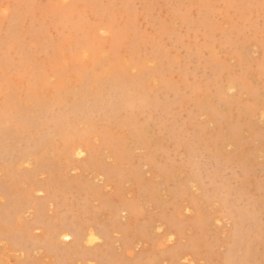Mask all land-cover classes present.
<instances>
[{"label": "rangeland", "instance_id": "rangeland-1", "mask_svg": "<svg viewBox=\"0 0 264 264\" xmlns=\"http://www.w3.org/2000/svg\"><path fill=\"white\" fill-rule=\"evenodd\" d=\"M15 3L17 0H10ZM85 2V0H78ZM99 3H132L144 5L140 9L143 26L132 28L136 35L140 29L158 30L157 25L167 22V29L162 34L170 47L175 48L181 57L180 63L170 61L161 55L159 73L151 81H145L139 74L131 72L120 74L106 84L111 93L102 96L85 97L76 87L70 90H52L46 96H34L29 104L26 93L18 95L17 101L26 108L17 114L25 121L27 127L19 133L5 135L2 129L3 116L0 115V195H6L8 205L0 204V236L5 232L4 220L9 209L22 207L25 192L32 187L43 190L45 199L57 201L55 211L49 203L42 202L40 211L34 213L32 221L44 231V235L56 232H67L72 235L70 241L60 242L59 259L87 262L96 259H112L116 256L117 246H138L140 258L153 259L159 264H172L180 258V252H187L196 258L224 260L230 252H235L240 243H251V256L254 261L264 259V198H262L261 176L264 168L259 156L261 139L260 96L261 65L264 62V43L260 38L259 23L261 19L260 0H235L241 4L255 5L253 8L227 9L220 14V8L196 9L190 23L175 20L182 11L181 5L214 4L222 6L228 0H95ZM172 7H169V6ZM124 16L125 27L129 18L134 22L136 9L117 10ZM242 15L252 16L255 24L248 30L233 22V18ZM0 37V44H2ZM142 40H130L127 45L110 42L106 48L110 61H127L133 55H139ZM149 53L158 52L145 46ZM46 51L42 49L41 52ZM39 64L44 56L37 54ZM39 71V70H38ZM202 83L211 89L208 96H193L187 88V81ZM159 81V85H157ZM237 89L235 94L229 88ZM126 90L137 93L151 91L150 104L138 111L135 116H127L113 107V98L122 95ZM154 90V91H152ZM231 100L229 101V97ZM251 99L254 107L250 112L245 109L244 119H240L244 102ZM62 103L72 112L92 113L98 121H103L107 128L121 129V133L136 136V140L127 149L126 156L114 168L101 166L98 155L88 153L81 157L75 154L76 146L81 142L76 136L72 145L56 141L49 133L46 137L37 138L32 132V125L40 123L47 114V106ZM223 107L210 111L215 105ZM208 117L202 120L201 117ZM214 123V127H209ZM243 131H238L239 129ZM117 133V134H121ZM240 137L249 141L255 151L251 152V174L238 183L240 191L236 194L234 207L236 215L224 223H215L217 215L215 203L211 196L202 198L201 206L193 215H188L185 204L191 202L187 188V177L177 161L182 156L183 147L187 151L191 146L211 142L212 146L227 155L226 141ZM41 141L49 144L59 143L60 147L54 157H45L44 169L37 176L35 170H25L23 180L11 172L5 173L4 161L28 156ZM233 153V158L235 157ZM210 166H215L212 153L205 157ZM148 183L138 182L140 177H147ZM104 176L101 182L100 177ZM129 179L135 182L133 191L137 198H143L144 210L125 217L123 210L118 218L111 213V207L122 203V194L128 189ZM21 183L27 185L22 188ZM111 185L113 191L100 196L101 205L106 210L99 215L95 208L73 213V207L84 208L81 194L99 195L104 186ZM251 205V214H242L239 209ZM179 225V239L174 245L161 247L160 241L166 239L156 227L164 226L165 230ZM119 228L120 236L114 234ZM228 231L230 237L223 238ZM86 233H98L102 237L99 247L84 243ZM30 233L24 232L15 239L32 248L31 258L44 260L48 257L51 243L41 240H30ZM40 247L45 252L37 255ZM18 257L13 246L0 244V264H15Z\"/></svg>", "mask_w": 264, "mask_h": 264}, {"label": "snow or ice", "instance_id": "snow-or-ice-1", "mask_svg": "<svg viewBox=\"0 0 264 264\" xmlns=\"http://www.w3.org/2000/svg\"><path fill=\"white\" fill-rule=\"evenodd\" d=\"M144 5L132 3H99L95 0H0V115L3 116L2 129L5 135L11 132L19 133L26 128V122L19 119L17 114L27 105L18 103V95L26 93V99L30 104L34 96H46L52 90H70L73 87L81 90L85 97L102 96L111 93L106 89V84L112 78L127 72L139 74L146 82L151 81L159 73V60L161 55L166 56L175 63L181 62L179 52L169 46L162 35L168 25L167 22L157 25L158 30L137 29L136 35L132 28L136 25L143 26V17L140 9ZM169 7H172L171 5ZM220 8V14L227 9L230 13L233 9L253 8L255 5L241 4L235 0H228L224 5L214 4L181 5L182 11L175 20L177 26L183 20L185 24L190 23L196 14V9ZM261 19L259 23L260 38L264 43V0H260ZM136 9L134 22L129 18L128 27H125L124 16L117 10ZM233 22L242 26L245 30L250 29L256 22L252 16L242 15L233 18ZM130 40H142L139 55H133L127 61H110L106 48L110 42H119L127 45ZM145 46L159 51L149 53ZM42 49L46 51L41 52ZM41 54L44 60L36 62V55ZM39 70V71H38ZM187 88L195 96H208L211 89L202 83L188 80ZM159 85V81H157ZM154 91V90H152ZM229 93L235 94V87L229 88ZM151 91L137 93L135 90H126L122 95L113 98V107L127 116H135L138 111L150 104ZM261 139L259 142V156L261 166L264 168V62L261 65ZM231 96L229 97V101ZM223 107L215 105L210 111L218 112ZM254 107L251 99L244 102L241 108L240 119L245 116V109L250 112ZM202 120L208 117L202 116ZM214 123L209 127H214ZM238 131H243L239 129ZM32 132L37 138L46 137L49 133L56 141H62L64 145H72L79 134L81 142L76 146L75 154L81 157L88 153L99 156L101 166L114 168L115 165L127 154V149L136 140V136L121 133L117 127L115 130L107 128L103 121H98L94 114L83 112H72L64 107L62 103H54L47 106V114L40 123L32 125ZM121 133V134H117ZM60 145L49 144L41 141L37 148L28 156L9 159L4 161L5 173L11 172L23 180V173L27 170H35L37 176L41 170L46 171L42 161L45 157L56 155ZM182 156L177 161L182 166V171L187 177V188L191 194V202L185 204L188 215H193L201 206L202 198L211 196L215 203L217 212L215 223L223 226L230 218L235 216L237 209L234 207L236 194L240 191L238 183L242 178L251 174L252 156L255 149L249 141L240 137L229 139L225 144L227 155L214 148L211 142L191 146L187 151L180 149ZM212 153L215 158V166L206 163L205 157ZM233 153L235 157L233 158ZM151 177L149 170L147 177H140L138 182L148 183ZM104 176L100 177V181ZM128 189L122 194V203L111 207L112 215L118 218L119 212L123 210L125 217L132 213L139 214L144 210L143 198H137L133 188L135 182L128 181ZM22 188L27 185L21 183ZM262 198H264V175L261 176ZM113 191L111 185L104 186L99 195L81 194V202L84 208L78 210L73 207V213L88 211L95 208L97 215L106 209L101 205L100 196ZM25 202L22 207L9 209L4 220L5 232L0 236V244L13 246L18 259L15 264H77L76 261L59 259L61 253L60 242L69 241V235L56 232L54 235H44L43 229L32 221L34 213H38L42 202L49 203L53 211L56 209L57 201L54 198L45 199L46 193L41 189L32 187L30 193L25 192ZM0 204L8 205L6 195H0ZM244 214H251V205L247 209L240 208ZM264 216V212H262ZM161 232L166 239L160 241L161 247L174 245L179 239V225L175 228L165 230L164 226L155 229ZM30 233V240H43L45 244L51 241L48 248V257L44 260L31 258L32 248L15 239L22 233ZM114 234L120 236L122 233L117 227ZM98 233H86L87 245L99 247L102 237ZM230 233L223 232V238L228 239ZM264 240V235H262ZM45 252L44 247L37 250V255ZM251 256V243L241 242L235 252H230L224 260L201 259L187 252H180V258L172 264H264V259L254 261ZM80 264H159L153 259L139 257L138 246H117L116 256L112 259H96Z\"/></svg>", "mask_w": 264, "mask_h": 264}, {"label": "bare ground", "instance_id": "bare-ground-1", "mask_svg": "<svg viewBox=\"0 0 264 264\" xmlns=\"http://www.w3.org/2000/svg\"><path fill=\"white\" fill-rule=\"evenodd\" d=\"M61 233H62L63 235H69V236L72 238V235L69 234V233H67V232H65V231H64V232H61ZM70 240H71V239H70ZM70 240H69V241H70Z\"/></svg>", "mask_w": 264, "mask_h": 264}]
</instances>
